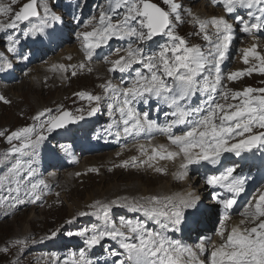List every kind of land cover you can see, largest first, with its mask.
I'll return each instance as SVG.
<instances>
[{"label": "snow or ice", "instance_id": "snow-or-ice-1", "mask_svg": "<svg viewBox=\"0 0 264 264\" xmlns=\"http://www.w3.org/2000/svg\"><path fill=\"white\" fill-rule=\"evenodd\" d=\"M16 2L17 0H12L13 4ZM216 2L220 3L229 15L239 8L255 9V12L248 13L254 22L247 21L243 17H236L238 23L242 25L241 31L254 37L256 33L264 30V0H216ZM163 3L168 6V10L151 0H109V9L100 12L98 26L92 31L79 34L83 39L84 51L89 61L96 49L114 37L119 39L135 37L140 42L151 41L157 36L168 39L167 43L159 47L158 52L152 54H145L142 47H133L129 44L126 55L110 61L111 72H129L136 64L147 70V74L136 70L135 78L128 87L118 88L110 83L106 86L108 91L114 93L119 103V113L123 118V133L117 132V136L121 134L139 136L145 130H158L165 134L170 144L177 150H169L165 145H158L153 146L152 154H149L144 145H139L141 155L146 157L139 163L153 167L151 161L157 158L175 160L182 156L183 162L180 167L185 170L181 173L182 178L187 175L190 164L207 161L217 165L225 153L240 157L244 153H251L253 149L264 148V88L247 87L242 91H233L223 83L225 79L236 81L245 75H251L252 71L256 70L249 68L247 71H234L226 76L222 75L221 65L227 58L235 31L233 25L224 16L210 19L195 17L194 23L199 27L198 34L202 33L203 39L210 45L205 52L200 46H189L188 42L177 34L176 24L183 22L181 5L176 0H163ZM120 8L126 11L121 19L113 22L112 15ZM49 11L45 4V17L48 16ZM0 16L10 17L7 23L0 21V31H4L16 29L20 23L29 21L32 17H39L40 13L36 8V0H31L15 12L11 6L0 3ZM56 19L58 18L55 16L51 17L52 21ZM50 26L49 21L44 20L33 31L43 33L45 28ZM209 27L214 29L211 34L208 31ZM30 34L25 33L26 36ZM8 42V50L15 52L19 41L10 35ZM116 51L119 52V49ZM242 52L243 62L248 64L249 57H254L259 61V71L264 74V55L257 51V45L243 49ZM7 66L11 67V64ZM59 67L67 71L65 66ZM79 67L82 69L85 65L82 63ZM206 71L208 75L201 80L200 77ZM76 74L73 70L72 75ZM168 78H171V82ZM218 91L219 95H217ZM197 92L206 94L207 99L203 105L189 108L188 102ZM78 95L89 101L100 100L99 96L83 92ZM151 98L162 101L172 109L171 112L166 113V116L174 117L170 123L162 127L158 126L155 121L149 120L147 112L141 114L136 110L137 103L143 101L146 104ZM229 99L239 102L229 103ZM0 100L9 103L2 95ZM95 111L92 109L89 115L94 114ZM44 116L45 112H40L34 117V120L40 121L39 130L35 126L24 127L7 136L8 143L12 144L13 154L28 156L34 153L41 142L47 138L44 135L45 129L51 133L56 129L64 128L68 123L83 119V116H72L67 111L57 116L49 115L46 120H41ZM179 125H186L187 130L182 134H175L173 129ZM254 129L261 131H254ZM3 135L4 133L0 132V136ZM13 141L19 143L13 144ZM132 159L137 160L136 157ZM128 165L129 162L124 161L122 166ZM155 170L166 173L164 168L156 167ZM92 171L97 170L92 169ZM235 172V167H227L220 175L206 177L208 185L225 189L232 194L228 198L217 197L218 203L225 209L218 232L223 242L218 246L212 243L210 237L200 239L199 243L193 247L166 235L169 226L178 230V226L185 220L186 210H193L190 215L200 211L198 207L200 197L191 194L188 198H181L176 203H173L172 198H165L162 201L160 197L154 196L147 198V204L150 207L144 205L137 207L136 204H131L134 210L144 211L149 218H155L158 224L161 223L159 217H166L167 223L161 224V231H149L145 223L132 220H121L120 228H117L110 220L109 212L112 205L119 204V201H113L112 204H101L97 201L91 205L97 211L91 214H102L103 229L93 227L91 230L84 229L75 235L85 237L89 248L100 245L106 238L118 240L123 252H113L112 255L123 256L119 264H205L200 256L209 252V245L212 247L208 264H264V193L260 194L258 199L254 197L256 202H249L240 212V215L246 218L240 221V225L248 223L254 226L237 225L230 230L224 226V221L230 219L228 210L237 203V198L245 191V179L234 175ZM25 173L28 178L26 183L23 179ZM34 175L35 169L30 163L26 164L22 160H17L11 167L9 176L0 180V188L4 187L6 181L9 183L14 181L15 187H9L8 191L16 193L15 204L35 203L41 199L42 187L46 188L47 184L43 179L33 183L31 178ZM21 191L24 192L27 200L20 197ZM161 204L164 205V209H169L170 206V210L158 208L157 205ZM89 214L80 212L79 216ZM225 232L228 233L226 237ZM68 234L73 235L71 232ZM56 235L57 232L51 234L52 237ZM12 243L18 248L27 245L26 240L19 239ZM9 250V247L2 249L5 253ZM70 259L72 264H92L84 251L79 252L78 258L73 253Z\"/></svg>", "mask_w": 264, "mask_h": 264}, {"label": "rangeland", "instance_id": "rangeland-1", "mask_svg": "<svg viewBox=\"0 0 264 264\" xmlns=\"http://www.w3.org/2000/svg\"><path fill=\"white\" fill-rule=\"evenodd\" d=\"M28 1L30 0H21L18 4L13 5L12 6L13 11H19L20 8L23 6V4H25ZM47 1L51 2L52 5L48 6L50 11L48 16L45 17L44 5L46 4ZM151 1L158 4L165 10H168V6L163 3V0H151ZM66 2L67 0H39V10L41 12V19L34 22L37 23L38 26L42 24L44 20H48L51 26L46 27L44 32L41 33V43L43 44L42 54L39 56V58H37V63L33 71V73H35L34 75L36 74L37 75L34 76L33 73H31L27 77L20 80L19 82L20 84L19 83L17 84L21 85L24 82L26 83L23 84V86H21L20 88H16V89L14 88L12 90H9L10 89L9 88L8 90L11 92L9 94H6L5 91H3V94L6 97L11 98L15 102V104L12 107H8L10 102L5 103L3 102V100H0V132H2L5 128H11L14 130L19 126L24 125L26 121H28V118L26 117H28V115L32 116L40 108L51 110L50 112L46 113V115L41 120H46L49 115L57 116L63 111H69L72 114V116H83L89 120L94 119L92 115H89V112H91L92 109L95 108L94 107L95 101H89L87 98H81L80 95L78 94L82 93V91H77L79 87L72 85L71 87L61 89L62 86L58 85L57 90L59 94L57 92L51 93L52 92L51 89L50 88L48 89L47 87H54L56 85L55 80L52 81V78H54L56 74L55 72H51V66L48 64L51 60H55V59L62 58L63 61L65 60V63H70V62H75V60H79L77 58L78 56L86 57L83 47V39L82 37H80V39L77 38V35L86 31H92L94 27L98 26L100 12L102 10L107 11L109 9V0L106 4H104L101 7L98 6L102 3V0L97 2L98 4V6L96 5L97 7H94L96 2H92L90 6L87 7L83 5L84 10L78 14H74L71 11V9L64 10L63 4H65ZM186 2L188 5L183 4L185 6V10L183 13H185V11L187 10L186 16L182 15V19L185 20V24L183 25V30H180L176 26V32L188 42L189 46H193V45L200 46L202 50H204L205 52H207L208 49L210 48L209 43L203 39V34L202 33L198 34L199 27L194 23L195 17H199L200 19H207L209 17L208 19H210L211 17L224 16L228 20V22L233 25L235 29L233 33V40L231 42V45L233 43L237 46L236 49L239 48L238 51L236 52V54L239 55L236 70L239 71L241 69L247 70L250 68V66L254 64L253 62H256V59L254 60L252 59V57H250L251 60L249 61L248 67L241 68L240 58L242 57L243 52L240 49L242 48L245 49L246 47L250 48L253 45H257V47L264 48V30H262L261 34L256 33L255 36L253 37L241 31L242 25H240L236 19V17L239 16V17H243V19L247 21L254 22L253 18L250 17L248 13L250 11L255 12L256 11L255 9L244 10V8H240V10L237 9L235 13L229 15L225 11L223 6H219L218 12H215L213 15H208L207 17L206 15H199L202 9L200 7L197 8V6H201L200 4H202L203 0H186ZM8 3H12V0H9ZM55 3H58V5H55ZM125 11L126 10L124 8L117 9L115 13L112 15L113 22L119 20L121 15L122 14L124 15ZM189 13H191V15H189ZM258 14L259 13H257V15ZM52 16H55L58 19L52 21L51 20ZM20 24L24 27L27 33H29L30 31V33H33L34 36L37 34L36 32L33 31V29L37 26H31L29 23H25V22H22ZM17 30L18 28L12 29L8 35L16 36ZM212 30L213 29L209 27L208 31L210 34L212 33ZM22 37L24 36L21 35L19 38ZM213 39H215V37H213ZM235 39H238V41L234 42ZM122 40L123 39H119L120 42H122ZM47 41H50L51 43L54 44L53 49L44 45V42ZM167 42H168L167 37H163V36L161 38L154 37L153 40L145 41V42H140L135 37H129V41L124 47H122L121 45H115L112 48H108L105 47L103 44L100 48L96 49L95 52L102 54L98 62H100L102 67L105 69V65H107L108 62L119 59L118 58L119 56L126 55V49L129 46V44H131L133 47H142L145 51V54H152L154 52H158L159 47ZM8 43H9L8 41L5 43L4 50H8ZM77 45L78 48L75 49ZM68 47H74V50L71 53H68L67 54L68 56L67 55L62 56L64 52L65 53L67 52L65 51V49ZM117 49H119V52L116 51ZM77 66L79 67V64H77ZM53 68H55V66H53ZM36 69L41 71H37ZM43 69H45L46 72L45 73L46 75L44 76L45 81L40 85L46 87H44V89L43 88L38 89L40 91L35 90L36 93L34 94L33 91L30 90L29 85L34 82L42 81L40 77L42 75L41 72H43ZM136 70H141L145 74L147 73L146 69H143L141 65L136 64L134 65L132 70H130L129 72H127V74H125L124 78L125 79L135 78ZM78 71L80 70H76L77 73L76 76L79 75ZM50 73L52 74L50 75ZM59 74L63 75L65 73L60 72ZM207 75L208 73L205 74V76ZM256 75H258V73L251 74V76L253 77H256ZM253 77H251L249 80L246 77L240 83L239 82L232 83V85L228 87L234 88L237 91L243 90L247 87H252V88L264 87V78L260 79V77H256V78ZM115 79L119 80L118 75L115 76ZM64 83H66V81H64ZM92 87L94 89L95 85L93 84ZM125 87L128 86L125 85ZM71 89H73V91H71ZM69 90L70 92L67 94V91ZM62 92L67 95H64ZM70 95L72 96V99H74L73 106H71L69 102H65L62 105L56 104V100H59V98L60 99L62 98V101H66L67 100L66 98H68ZM200 95L203 99L205 100L207 99L206 94L200 93ZM35 99L36 101H32ZM150 103L152 104L151 100H149L148 103L146 104L143 102L140 113L143 114L144 112H147L148 115H153V116L158 113L160 114L161 106H159L158 104L150 105ZM117 105H118L117 107H119V103ZM78 110L83 111V114L81 112H78ZM108 111L110 113L111 111H118V110L109 109ZM166 113L169 112L162 111L161 119L165 120L167 124L170 123L171 121L167 122L169 116H166ZM93 115L102 116L101 118H103L104 111L101 112V109H99L98 113L97 114L94 113ZM149 119L152 120L153 118H149ZM109 125H110V121L108 119V112L106 111L105 117L101 121H95V120L87 121L86 119L83 118L81 120L75 121V124L73 126L67 127L65 129L54 130L51 133H48L46 131L50 136H56L57 138L56 142L59 145L63 146V150L68 151L67 152L68 155H71L73 157V163L67 169L61 170L63 174H61L62 176L60 177L61 179L65 175V177L67 178L68 175L70 174L71 179L73 181L70 180V183L64 184V188L62 192V200L64 201V203H62L61 208L60 205H57L51 208V211L47 212V210H43L42 213L39 212L42 211L41 209H37V211L33 209H29L20 212L11 219L5 220L3 223H0V264H5V263L17 264V261H19V264H41L35 261L36 256L34 255V252L29 251L28 245H26L23 248H18L16 246H13L12 242L17 239L29 241L46 235L47 237L45 241H47V244L50 243L52 245L51 241L53 242L55 248H53V251L51 250L50 252L51 253L54 252L56 254L57 260L59 261L58 264H72L70 257L72 256L73 253H75L78 258L80 251H84L86 253L87 258L92 261V264H119V261L123 259V256L112 255L113 252H120V253L123 252V249L119 247L118 240H112L110 238H106L104 241L101 242L100 245L89 248L85 242V237L75 235V233L83 231L84 229L91 230L93 227H96L98 229H103L104 220L102 214L101 216L95 215L94 218V215H92L91 213L96 212L97 209L92 208L91 205L95 204L97 201H99L101 204H112L113 200H115V201H119L118 205H120V203L121 205H123L134 202V203H143L149 206L147 204V199L144 198H148L149 196L153 197L152 193L154 191H156L154 192V194H156L157 192L163 194H167V193H164L166 191H160V192L157 191L161 187V184L157 183V181L163 180L165 178L143 176V174H136L132 172L124 174V172L122 173L121 171H117L113 174H107L105 175L106 177L105 176L99 177L97 175H92V177L90 176L88 178L83 177L85 175H91L92 173L95 172L92 171V169L98 170L99 166L102 163L107 162V160L105 161L104 159L98 160V162H96L94 161V156L101 153L102 151L97 149V146L99 144H104L107 142V139L103 134L107 126ZM111 130H112V125L111 127L108 128L105 134L110 136ZM156 136H160V135L155 134L154 137L144 138L143 139L144 143L146 145L153 143L154 145L157 143V139L163 142L161 138L156 139ZM141 142L143 141L134 142L129 144V146L127 145L124 147L116 146L113 147L112 151H108V152L105 151V152L116 155L121 151V149L138 145L134 154L129 156L131 158L136 157L137 165H141L139 162L146 159L145 156L141 155V151L139 148V143L141 144ZM163 143L166 144L165 141ZM49 144H51V146L54 147L55 153H59L57 150L60 149V147H58V145H54L52 137H49ZM166 147H168L169 150L175 149L173 145H169ZM3 148H5V145L3 143V136H0V150ZM147 151L151 152V149ZM229 155L234 159V161L238 162V160L241 159V156L237 157L232 153H229ZM60 156L66 158L67 155L64 154ZM166 161L167 160H160L159 158H157L156 160L151 161V163L157 166L159 165L158 163H166ZM103 169H107V168L103 167ZM51 171L53 173V170H50L49 173ZM260 171L263 175V178L261 180L262 183L264 182V167H260ZM195 172L197 173L195 169H191V167H189L187 168V175L185 177L182 178L180 173L177 175V177L181 178V182L183 181L184 187L180 189L172 188V186L169 187L170 190H172V192L170 193L172 195L171 198L179 200L181 198H188L190 194L194 196H199L200 200L198 202V207L199 209L200 208L201 209L197 214H199V216H204V220L206 221L215 212V214H217L218 220L216 221V224L212 225L211 230L207 232L197 233L195 235L196 236L195 238H194L195 233L191 232L190 234L193 237L184 238L183 237L184 233H186L189 230V220L192 219L190 216H188V219H185L184 222H182V224L178 226V230H174L171 226H169V228L166 230V235H168L171 239L174 240L182 239L181 242L193 247H195V245L199 243L200 239L204 237H210L212 243L218 246L223 242L222 238L218 235V232L220 230V222L223 219V217L217 211L218 209L217 205H213L211 207V210L207 211V207H209L208 206L209 198L208 196L207 198H204L203 187H201L202 192L200 190V185L203 184V179L201 178L203 177L199 176L197 173V177H199L197 178ZM59 175L60 174L57 172L56 176L55 175L54 176L59 177ZM74 178L75 181L78 179V181H76L75 183H73ZM81 178L82 179L84 178V181ZM189 179H191L192 182L191 185L188 184ZM149 180L152 183L149 184ZM61 181L64 182L65 179H62ZM163 186L165 187V185ZM262 187L264 188V183L262 184ZM169 188L166 189L169 191ZM1 189L2 188H0V197H1ZM157 195H162V194H157ZM122 196L126 198H123ZM113 205L116 206L117 204H113ZM57 210H58L57 215H59L58 217L59 219L56 221L54 219L55 214L52 212H57ZM80 212H88L90 213L89 214L90 216L89 215L79 216ZM72 214L74 215V217ZM38 215H41L39 216L40 219H44L45 217H47L48 219L50 218V220L47 221L45 224L34 223L35 224L34 225L29 220L30 216H38ZM110 215L112 214H109V216ZM69 217L72 218L70 219V221L72 222L70 223L71 225L68 224L65 227L59 228L58 226L61 223L65 222V220L68 219ZM159 219L161 221L160 224L156 223L155 218H149L144 211L139 210L138 212L134 213L133 209L131 208L129 209L125 207L122 209V211L119 214L114 215L111 221L115 224L117 228H120L121 220H132V221H140L142 223H145L149 231H161L162 230L161 224L167 222L163 221L160 217ZM245 219L246 218L244 216H239L237 218L231 219V221L228 222V226L230 227L229 230L233 226H237V224L241 227H244L240 225V221ZM180 226L181 229H179ZM53 232H57V235L55 237L51 236ZM69 232L73 233V235H69L68 234ZM27 233L32 235H29ZM227 235L228 233H225V237ZM5 247H9L10 249L7 253L2 251V249ZM208 247H210V245ZM200 259L204 260V257L202 258L200 256Z\"/></svg>", "mask_w": 264, "mask_h": 264}, {"label": "bare ground", "instance_id": "bare-ground-1", "mask_svg": "<svg viewBox=\"0 0 264 264\" xmlns=\"http://www.w3.org/2000/svg\"><path fill=\"white\" fill-rule=\"evenodd\" d=\"M8 1L9 0H0V3H3L5 5H9V6L12 7L14 4L13 3H8ZM19 1L20 0H17L16 3H18ZM177 3H179L181 5V11L184 12L185 6L183 4L188 5L187 2H186V0H177ZM46 4H47V6L52 5V3L49 2V1H47ZM55 5H58V3H55ZM200 5L201 6H197L196 5L197 8L200 7L202 9V11H200L199 15H206L208 17V15H213L215 12H218V7L221 4L220 3H217L216 0H203L202 4H200ZM8 18L9 17H2V16H0V21L4 22ZM121 18H122V16L120 17V19ZM202 18H204V17H202ZM182 20H183V22L177 23V27L180 30H183V25L185 24V20L184 19H182ZM33 21H34V19H30L28 21V23H31ZM22 30L23 29L20 27L19 30H18V36L21 34ZM213 31H214V29L212 30V32ZM29 33H30V31H29ZM0 34H1V31H0ZM125 38H127V37H125ZM125 38L122 40V42H120L119 41V38H118L117 41H115L117 38L114 37L113 39L109 40L108 42H112L113 44L117 42L118 43L117 45H121L122 47H124L127 44L126 41H125ZM236 38H238V37H236ZM237 41H238V39H235L234 40V42H237ZM123 44H125V45H123ZM50 46L53 47L52 44ZM18 47L19 46L16 45V51L15 52H12L13 53V57H18L19 56V49H18ZM108 48H110V47H108ZM236 48H237V46L232 43V46L229 47V50H228V53H227V58L225 59V61L221 65V73L224 76H226L230 72L239 71V70H236V66H237L238 59H239V55L236 54V52L238 51L239 48L238 49H236ZM246 48H248V47H246ZM243 49L244 48H242L240 50L242 51ZM73 50H74V47H68V48H66L65 51H67V52L66 53L64 52V54H62V56H65L68 53H71ZM257 51L261 55H264V48L257 47ZM1 53H2V48L0 47V77L3 78V79H7L8 76L5 73H3V69H4V59L2 58ZM83 57H79L78 56L77 58L79 60H75V62L71 63V65L69 66L70 68H72L73 66H76L75 67L76 68L75 71L76 70H80V71H78L79 75L73 76L72 74H70L72 72H70V73L67 72V73H65L63 75H60L59 73H55L56 75L54 76V78H52V81L55 80L56 85L54 87H47V88L48 89L49 88L51 89V91H52L51 93H56V92L58 93V90H57L58 89V85H61L62 86L61 89H65L67 87H71L72 85H75V86L79 87V89L77 91H82V92H85L87 94H91L93 96H99L100 97V100L99 101H95V103H94V107L95 108H93V109L96 110L94 113L97 114L99 109H101V112L102 111L105 112L106 110H109V109L118 110V108H119V107H117L118 106L117 105L118 104V101L115 99L114 93L111 92V91H108L107 88H106V86L110 83L114 87L123 88V87H125V85L130 86V82L134 78H132V80L125 79L124 78L125 77L124 74H126L127 72H124L122 74L117 73L118 71L117 72H111L109 70L112 67L111 64L106 65L105 66V69H104L102 67L101 63H99L97 60H95L96 59V56H93L92 59H91V61H89L88 59L85 60V59H83ZM252 59L255 60L254 57H252ZM250 60L251 59L249 57V61ZM64 62H65V60H64ZM64 62H63L62 58L61 59H55V60H51L48 65H50L52 68H53V66H55L56 70H61V68L59 66L60 65H64ZM82 63L85 65V67L81 69L80 67L77 66V64L80 65ZM253 63L254 64L252 66H250V68H255L256 70L252 71V73H258V75H256V77H260V79L261 78H264V74H262L259 71V66H260L259 65V61L256 60V62H253ZM248 65H249V63L248 64H245L243 62V54H242V57L240 58V67L241 68H243V67H246L247 68ZM88 69H92V70L89 71ZM247 70H242L241 69L240 71H247ZM37 71H41V70H37ZM106 71H107V73H106ZM41 73H42V75H41L40 78H41L42 81L34 82V83H31L29 85L30 86L29 87L30 90H32L34 94L36 93L35 90L40 91L38 89H41V88L44 89V87H46V86L40 85L41 83H43L45 81V78H44V76L46 75L45 74L46 73L45 72V69H43V72H41ZM206 73H208V72L206 71L205 73L202 74V76L200 77L201 80L205 76ZM34 74L35 73H33V75ZM51 74L52 73H50V75ZM36 75H34V76H36ZM116 75H118L119 80H116L115 79V76ZM246 77L249 80L253 76H251V75H245V76L241 77L240 79H238L236 81H228V80L225 79L223 83H224V85L228 89L235 90L234 88H229L228 86L232 85V83H238V82L240 83ZM256 77H253V78H256ZM83 79H85V80H83ZM168 79L171 82V78H168ZM38 80H40V79H38ZM64 81H66V83H64ZM25 83L26 82H24L23 84H25ZM19 84H17V85H8V84H5V83L0 82V95H2L7 101L10 102L8 107L14 106L15 102L11 98L6 97L3 94V91H5L6 94H9V93H11L9 90H12L14 88L15 89L16 88H20L21 86H23V84H21V85H19ZM93 84L95 85V88L94 89L92 87ZM259 88H264V87H259ZM71 91H73V89H71ZM235 91H237V90H235ZM238 91H242V90H238ZM69 92H70V90L67 91V94ZM67 94H64V95H67ZM217 95H219V91H218ZM15 99H17V98H15ZM28 99H29V97H28ZM66 99H67L66 101H62V98L61 99L59 98V100H56V104L62 105L65 102H69L70 105L73 106L74 99H72V96L70 95ZM150 100L152 101V104L150 103V105H155V104L157 105L158 104L159 106H161V113L160 114L158 113L157 114L158 117H156L153 121H155L158 126H161L162 127V126H164L166 124V121L163 120V119H161L162 111H167V109H169V111H172V109L169 108L162 101H157L155 98H151ZM32 101H36V99L35 100H32ZM57 102H59V103H57ZM142 102L143 101H141V102H139V103L136 104V110L138 112H139V110L142 109V106H141L142 105ZM204 102H205V99H203L201 97L200 92H197L196 95H194V96L191 97V100L188 102V107L189 108L198 107V106L203 105ZM221 102H223V101H221ZM228 102L229 103H238L239 101L238 100L237 101H232L231 99H229ZM40 112H45V114H46L49 111H46L45 108H40L32 116H29L28 115V117H26V118H28V121H26V123L24 125H21V126L15 128L14 130L11 129V128H5L2 131L4 133V135H3V143L5 145V148H3V149L0 150V180H3V178L5 176H9L11 167L16 163L17 160H22L26 164L27 163H30L32 165V167L35 169V175L31 178V181L33 183H35L39 179H43V180H45V182L47 184V187L46 188H43L42 187L41 199L38 200V201H36L35 203L26 202L24 204H15V196H16V193L15 192H9L8 191V188L9 187H13V188L15 187V183H14V181H12L11 183H9L8 181H6L4 183V187L1 189V197H0V223H3L7 219H11L15 215H17L20 212L25 211V210L33 209V210L37 211V209H41L42 211H39L41 213L43 212V210H47V212H48V211H51V208H53L54 206H57V205H60V208H61L62 207L61 206L62 203H64V201L62 200V192H63L64 184L65 183H70V180H72L70 174L68 175L67 178L64 175L60 179V177L62 176L61 174L59 175V177H55L54 174L50 175L48 173L50 171V168H52L53 171H55V170L60 169V167L62 165H64V164H71V163H69L65 159V157L63 158L61 156H58V155L54 154L55 153L54 152V147H52L51 144H49V137L46 136V134L44 133V135L47 138L44 141L41 142V144L35 150L34 153H31L28 156H21L20 154H13L11 152L12 144H9L8 141H7V136L8 135H10L12 132H15V131H17V130H19L21 128L35 126L36 129L39 130L40 121L34 120V117L37 116ZM110 113H111L110 120H111L112 130L110 131V134L111 135L109 137L113 139L114 136L116 135L113 132V130L116 129L120 133H123L124 124H123V118L121 117V115L119 113V110L118 111H111ZM92 116H93V118L96 117V118H99L100 120L103 119V118H101L102 116L93 115V114H92ZM172 119H174V117H172ZM167 122H169V120H167ZM182 129H185L184 131H186L187 130V126L184 125L183 127H181V125H179V126H177V127H175L173 129V132L175 134H181V132H179V131L182 130ZM255 130L261 131L260 129H254V131ZM5 132H7V133H5ZM155 134H158L160 136H164V137H162V139H164L163 142L165 141L166 144H164L162 141L160 142V140L157 139V143L156 144L153 145V143H150V144L147 145L150 149H152L153 146H158V145H165V146L171 145L170 144V141L167 138V136L165 134L159 132L158 130H145L144 132H141L139 134V136H136L135 134H133V135H123V134H121L119 136L120 138L117 141H115V142L114 141H111L110 142V145H113L114 147H116V146H123L124 147L125 145H127V144H129L131 142H134L136 140H143L144 138L154 137ZM53 142H54V145H57L54 140H53ZM18 143H19L18 141H13V144H18ZM139 145H140V143H139ZM98 146H99V150H102L100 144ZM113 146H110V147H113ZM137 147H138V145H134L133 147L131 146V147H128V148L121 149V151L118 154H116V155L101 151V153H99L96 156H94V161L98 162V160L104 159L105 161L107 160V162L106 163H102L99 166L98 170L95 171L94 173H92L91 175H85L83 177L84 178H88L90 176L92 177V175H97L99 177H102V176H105L107 174H113V173H115L117 171H121L122 173L124 172V174L125 173L127 174V173L132 172V173H136V174H143V176L156 177V178H165L163 180L157 181V183H160L161 184L160 189H158L157 191H159V192L160 191H166L164 193H167V194L158 193V192L156 194H154V192H156V191H154L152 193V196L153 197L154 196L155 197H160L162 201H164L165 198H171L172 197V195L170 194L172 192V190H170L169 187L172 186V188H175V189H178V188L180 189V188H183L184 187L183 186V181L181 182V178L177 177V175L179 173L181 174V173H183L185 171L184 169H182L180 167L181 163L183 162V157L182 156L177 157L174 161L172 160V161H170V162L168 161L166 163H158L159 165H157V166L154 165L153 167H148V166L143 165V164L137 165V162L136 161H133V159L129 156V155H133L134 154V152H135V150H136ZM47 148H49L54 153L53 152L52 153H46L45 150ZM174 148H175V146H174ZM174 150H177V149H174ZM262 150H264V148L254 149L251 153H244V154L247 155L248 157H251V156L252 157H256V154L258 152H261ZM117 155H119V156H117ZM115 156H117V157H115ZM244 157H246V156H244ZM66 158H67V156H66ZM229 160H230V157L228 156V153H225L224 156L221 157L220 163L217 164V165H215V166H218V165H221L222 164V167L224 168V165L226 164L224 162L225 161H229ZM124 161H128L129 162V165L127 167L122 166ZM263 163H262V165H263ZM211 165L212 164L208 163L207 161H201L199 164H190V165H188V168L191 167V169H195L197 171L198 175L204 178L205 175L209 172V170L211 168ZM103 167H105L107 169H103ZM156 167H160V168L166 169V173H164V172H157L155 170ZM243 169H245V168H243ZM84 178L83 179L81 178V179L84 181ZM9 179L11 180V177H9ZM23 179H24V182L26 183L27 182V179H28L26 173L24 174ZM62 179H65V181L62 182L61 181ZM76 181H78V179ZM76 181H75V178H74V182L73 183H75ZM188 181H189L188 184L191 185V183H192L191 182V179H189ZM150 183H152V182L149 180V184ZM263 183L264 182H262L261 184L257 185V187H259ZM163 185H165V187L167 189L169 188V191ZM219 189H222V188H219ZM88 191H89V189H88ZM57 194H59V195H57ZM157 194H162V195H157ZM20 197L27 200V197L24 196V192L23 191H21ZM150 197L151 196H149L148 198H150ZM123 198H126V197H123ZM136 199H138V198H136ZM144 199H147V198H144ZM113 201H115V200H113ZM172 201H173V203L178 202V200H176L174 198H172ZM132 202H133V199H132ZM244 203H245V201H243L241 203L240 207H238L237 209L241 208V206ZM131 204H136L137 207H139V205H144L145 207H150V205L147 206V205H145L143 203H134L133 202V203L123 204V205H121V203H120V205H118V204L116 206L115 205H112V208H111V211L109 212V214L117 213L120 210V208H122L124 206L130 207L131 209H133L131 207ZM76 207H78V206H76ZM157 207L158 208H161L163 210H170V206H169V209H164V205L163 204L157 205ZM54 209H57V208H54ZM71 209H73V208H71ZM79 210H77V211H79ZM133 211L135 213V212H138L139 210H134L133 209ZM52 213L55 214V218L54 219L57 221L59 219L58 218L59 215H57L58 214V210H57V212H52ZM187 214H189L188 211L185 212V219L186 218L188 219ZM39 216H41V215H38V216H30V219L29 220L33 224L34 223H36V224H45L47 221L50 220V218L48 219L47 217H45L44 219H40ZM50 216H51V214H50ZM38 217H39V219H38ZM71 217H69L68 219H66L65 222L61 223L58 227L59 228H62V227L67 226L68 224H70V223H68V221H70V219H72L74 217V215H73L72 218ZM94 218H95V215H94ZM161 218H162L163 221L164 220L167 221V218L166 217L161 216ZM216 219H217L216 216H212L210 219H208L209 221L205 222L204 225L202 224L200 227L198 225V220L199 219H194V223H195V229L194 230L197 231V233L198 232L199 233H201V232H207V231L211 230L212 224H213V222L216 221ZM208 223H210V224H208ZM191 224H192V222H191ZM224 226L227 228V223H224ZM179 229H181V226H180ZM27 234H29V233H27ZM29 235H32V234H29ZM29 235H27V236H29ZM204 235H207V234H204ZM46 237H47V235L46 236H42L40 238L32 239V240H29L28 239L29 241H27V245L29 246V251L30 252H34V255L36 256L35 261L37 263H41V264H58L59 261L57 260L56 254L54 252H52V253L50 252L51 250L53 251V246L50 243L47 244V241H45L46 240ZM189 237H190V229L186 233H184V238H189ZM209 253H210V249H209V252L208 253L202 254L204 256V260H205V262L207 264H208Z\"/></svg>", "mask_w": 264, "mask_h": 264}, {"label": "water", "instance_id": "water-1", "mask_svg": "<svg viewBox=\"0 0 264 264\" xmlns=\"http://www.w3.org/2000/svg\"><path fill=\"white\" fill-rule=\"evenodd\" d=\"M36 8H37V3H36Z\"/></svg>", "mask_w": 264, "mask_h": 264}]
</instances>
